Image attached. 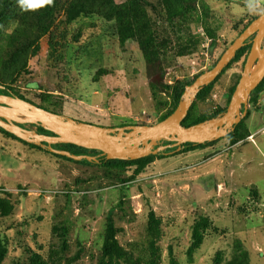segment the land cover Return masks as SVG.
I'll return each mask as SVG.
<instances>
[{"label":"rangeland","instance_id":"obj_1","mask_svg":"<svg viewBox=\"0 0 264 264\" xmlns=\"http://www.w3.org/2000/svg\"><path fill=\"white\" fill-rule=\"evenodd\" d=\"M143 1L160 56L157 74H147L136 41L120 45L112 17L67 24L70 0H59L27 74L7 77L6 86L77 122L151 126L264 12V0H187L184 16L169 19L161 0ZM13 28L7 25L3 38ZM243 66L244 59L232 64L205 99H195L185 124L226 109ZM249 99L234 145L224 138L154 158L135 179L134 168L57 159L0 132V264L36 257L41 264H264V90ZM109 213L122 253L101 263Z\"/></svg>","mask_w":264,"mask_h":264},{"label":"water","instance_id":"obj_2","mask_svg":"<svg viewBox=\"0 0 264 264\" xmlns=\"http://www.w3.org/2000/svg\"><path fill=\"white\" fill-rule=\"evenodd\" d=\"M252 38L242 75L233 96L222 116L183 127L182 121L197 94L213 83L218 75L234 59L236 52ZM258 69L251 74L254 66ZM264 79V12L251 22L221 54L215 65L197 77L182 95L174 112L166 119L151 126L107 128L77 122L45 110L39 105L12 96L0 95V130L17 140L64 157L73 162H97L95 157L75 156L66 151L52 149L55 145H71L80 149L100 153L107 161H135L155 156L167 147H158L162 142L172 143L179 151L184 144L202 145L224 139L246 115L250 94ZM0 90L3 87L0 86ZM243 108V112L240 110ZM40 127L51 136L38 134Z\"/></svg>","mask_w":264,"mask_h":264},{"label":"trees","instance_id":"obj_3","mask_svg":"<svg viewBox=\"0 0 264 264\" xmlns=\"http://www.w3.org/2000/svg\"><path fill=\"white\" fill-rule=\"evenodd\" d=\"M58 1L59 0H55L53 6H46L44 8L39 9L36 12H24L18 6L17 0H0V86L3 87V90H0V95L12 96L19 98L21 100L28 101L22 96L18 95L17 93H14L12 89L6 86L4 81L9 76H13V75L18 76L19 74H23V75L27 74L25 73V68L28 58H30L31 56H35L38 53L39 50V47L37 45L38 41L43 36H45L49 32L51 27L54 25L57 15L56 3ZM116 2L117 0H70L66 10V19H65L66 23L67 24L75 23L82 17L83 18H88L92 16L112 17L116 23V31L120 45L123 46L129 40L136 41L139 50L142 53L144 62L146 64L147 74L150 75L151 72L152 74H157L158 72L161 71L160 56L156 44L155 32L146 14L145 2L143 0H123L120 4H117ZM161 3L164 8V12L169 19L182 17L184 16L182 14V11L185 12V10L189 9L187 0H161ZM9 24H13L14 28L12 29V31H10V33H8L6 37L3 38L5 27ZM251 40L252 38H250L246 42V45L244 47H242L236 52L234 59L221 72V74L218 75L216 80L210 85L204 87L197 94L195 99H205L210 94L219 76L224 74V72L227 71L232 64L240 61L241 59H244V63H245L246 57L251 47L250 44ZM215 63L213 64V66L215 65ZM194 80L192 82H194ZM263 90H264V79L256 87V89L250 94L249 101L255 102V98ZM178 100L177 102L179 103L180 101ZM178 103H176L173 110H171L164 117H162L159 120V122L163 121L169 115H171L178 106ZM39 107L48 110L43 106H39ZM190 110L187 114V117L182 121L183 127H190L198 123H202L204 121L217 118L218 116L224 114L226 111V109H224L223 111H217L206 117H203L202 119H200L199 121L193 124H185L189 118ZM246 117H248L247 112L245 118ZM240 122L238 125L234 127V130L225 137L227 140H229L230 145H234L236 143V139H237L236 135L238 134L239 127L241 126ZM35 128L37 129L38 134L51 136V134H49L46 131H43L40 127H35ZM0 132L7 137L19 141L2 130H0ZM219 141L220 140L212 141L209 143H204L202 145L184 144L180 147L179 151H177L176 148L171 147L172 143L162 142L161 144L158 145V147H167L166 149L159 152L155 156H148L146 158L135 161H117V160L107 161L105 157L100 155V153L95 152L97 155L94 157L96 158L97 162H87L83 160L81 162H78V164H87L90 166L98 165L101 168L112 169V170H123L125 168H134L131 178L135 179L144 171L146 166L154 158L162 159L172 155H179L182 153L193 152L195 150H200L212 146ZM23 144L27 145L26 143ZM27 146L33 149L42 150L41 148L36 147L34 145H27ZM51 148L57 151H66L75 156L93 157L89 153L94 152V151L80 149L78 147L71 145H55L52 146ZM53 156L57 159H62L72 163H77L70 161L61 156H56V155ZM1 195L2 192H0V196ZM10 213H11V208L9 211H7L6 214L8 215ZM196 239L199 238H196L195 236V240ZM121 253L122 250L120 249L116 241L115 229L109 213L106 222V238L102 248L101 263H104L105 260L111 259L113 257H120ZM5 254H6L5 246L4 245L0 246V263L3 260ZM244 259L242 261L235 259V261L230 264H240L241 262H244V264H246ZM31 262L32 264H41L37 257L36 259H33ZM171 263L176 264L174 262V259L171 260Z\"/></svg>","mask_w":264,"mask_h":264},{"label":"clouds","instance_id":"obj_4","mask_svg":"<svg viewBox=\"0 0 264 264\" xmlns=\"http://www.w3.org/2000/svg\"><path fill=\"white\" fill-rule=\"evenodd\" d=\"M54 2L55 0H17L18 6L24 12H36L46 6H53ZM249 7L255 11L257 6L250 4Z\"/></svg>","mask_w":264,"mask_h":264},{"label":"crops","instance_id":"obj_5","mask_svg":"<svg viewBox=\"0 0 264 264\" xmlns=\"http://www.w3.org/2000/svg\"><path fill=\"white\" fill-rule=\"evenodd\" d=\"M32 86V88L33 89H35V85L34 84H32L31 85ZM43 97V98H42ZM38 98L41 100H44V98H46V97H44V96H42V94L40 93V95H38L37 96V100H38ZM31 103H34V104H36V105H41L40 103H37V102H35V101H33V100H29ZM43 106V105H42ZM43 107H45V106H43ZM46 108V107H45ZM90 124H93V123H90ZM94 125H98V124H94ZM98 126H101V127H108V126H102V125H98Z\"/></svg>","mask_w":264,"mask_h":264},{"label":"bare ground","instance_id":"obj_6","mask_svg":"<svg viewBox=\"0 0 264 264\" xmlns=\"http://www.w3.org/2000/svg\"><path fill=\"white\" fill-rule=\"evenodd\" d=\"M257 69H258V65H256V66L252 69L251 74H253Z\"/></svg>","mask_w":264,"mask_h":264},{"label":"flooded vegetation","instance_id":"obj_7","mask_svg":"<svg viewBox=\"0 0 264 264\" xmlns=\"http://www.w3.org/2000/svg\"><path fill=\"white\" fill-rule=\"evenodd\" d=\"M242 120H243V119H242ZM242 120H241V122H242ZM241 122H240V123H241ZM36 131H37V129H36Z\"/></svg>","mask_w":264,"mask_h":264}]
</instances>
